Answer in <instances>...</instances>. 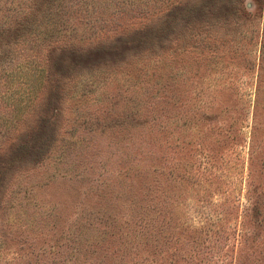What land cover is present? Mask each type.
Returning <instances> with one entry per match:
<instances>
[{"label":"rangeland","instance_id":"obj_1","mask_svg":"<svg viewBox=\"0 0 264 264\" xmlns=\"http://www.w3.org/2000/svg\"><path fill=\"white\" fill-rule=\"evenodd\" d=\"M33 3L0 0V41ZM48 9L0 62L1 92L18 64L38 86L0 97V264H264V0ZM150 187L170 199L139 258L103 231Z\"/></svg>","mask_w":264,"mask_h":264},{"label":"trees","instance_id":"obj_2","mask_svg":"<svg viewBox=\"0 0 264 264\" xmlns=\"http://www.w3.org/2000/svg\"><path fill=\"white\" fill-rule=\"evenodd\" d=\"M56 0H35V3L31 4L30 8L28 9V11H26V13L24 12V16L25 19L24 21H19L14 27L10 28V31H12V33L9 32V40H7V42L4 41H0V62L4 61V56H8L10 57L9 62H11V60H13L14 57L17 58V54L13 53L10 54V52H13L16 48L13 47L15 42H10V38L16 39V37H22L24 33H26L27 28L34 24V22L39 19V17L43 14H45V18H47V13L49 10L48 15L50 14V9H48V7L50 8V6L53 8L55 5ZM35 5V7H34ZM33 8H35V11L33 12ZM160 16V14H159ZM49 20V19H47ZM48 21H45V23H47ZM156 39L158 41H161L160 38V31L159 29H161V26H157L156 27ZM153 32V31H151ZM3 32H0V35ZM2 36H0V40H2ZM147 36L146 33H144L139 40H137L135 43L141 44L144 46V43H148V40L146 38H143ZM149 39V38H148ZM134 40H131V42H128L127 44H131L133 43ZM155 42V41H153ZM17 43V42H16ZM158 43V42H156ZM16 46V45H15ZM57 51V50H56ZM55 51V52H56ZM9 52V53H7ZM52 54V53H50ZM23 68L21 65H17V67H15L14 70H12L11 72L9 71H5L2 74V78L4 79V84H3V88L5 89L4 92L0 91V97L4 98V99H9L12 98V96L15 94V92L13 91V86L14 84L17 85V87L20 88V90H23L25 85H27V95H30L32 97H34V92L36 91V88L38 89V86H34V92H33V88L31 89L30 84L28 83V79L31 78V74H19L21 71H23ZM48 84H50L48 82ZM6 88L10 89L9 91L6 90ZM27 150V148H25V151ZM21 152V150H19ZM16 160L20 161V158H16V156H13L11 158L8 159L7 162H5L6 167L10 164H15ZM163 171V168L162 170ZM0 189H2L3 187V182H4V173L0 172ZM148 191L152 192H156L155 196L151 197L153 199H157L159 195L160 197L162 196V198L164 199H160V200H152L150 199H144L142 200V202H140V204L136 205V210H133L135 212H133L130 215V218H128L127 220H124L123 223H119L118 227L116 225V222H113V226H111V231L107 232V231H103L104 236L106 237L107 235L112 236L113 239L115 240V238L117 239H121V244H123L124 246H126L127 244L131 243V246L133 248V246H135V254L137 255V257L139 258H145L144 255L147 254V250L142 247V242H144V244L149 243L154 237L156 241H159L161 239V237H163V233H164V226L161 228V222L158 221V218L160 216H162L165 212V209L167 207V203L169 201V197L166 196V194L164 192L160 193V189L159 187L153 188L150 187L148 189ZM164 193V195H163ZM157 196V198H156ZM168 197V201L165 200V197ZM155 197V198H154ZM255 196L250 195V197H248V203H249V207L247 208V215H249V210H254V206L257 203V201L254 200ZM144 201V202H143ZM146 201V202H145ZM139 203V201H138ZM138 206V207H137ZM156 214V216L153 215ZM257 214H259V211L256 212ZM110 227V226H109ZM88 230L92 231V228H88ZM114 230L116 232H114ZM250 233V230L247 228L244 230V238L247 240L248 236ZM98 234H96L97 236ZM103 237V238H105ZM108 237V236H107ZM139 246H141L142 248H140ZM122 249V248H120ZM131 249L129 248L127 253L130 252ZM123 252H125V250H123Z\"/></svg>","mask_w":264,"mask_h":264}]
</instances>
